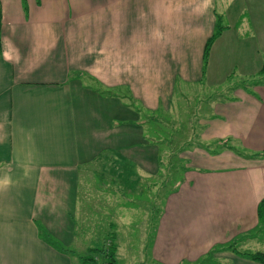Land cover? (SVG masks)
Here are the masks:
<instances>
[{
    "label": "crops",
    "instance_id": "1",
    "mask_svg": "<svg viewBox=\"0 0 264 264\" xmlns=\"http://www.w3.org/2000/svg\"><path fill=\"white\" fill-rule=\"evenodd\" d=\"M0 1V264H75L73 246L87 248L78 235L84 189L108 182L119 198L105 168L119 176L150 154L141 112L172 102L178 80H201L229 41L225 23L204 71L226 6L220 14L218 0ZM241 5L237 42L264 52V0ZM211 104L203 141L185 152L184 178L152 223V254L159 264H264L244 255L264 244V157L251 158L264 154V82Z\"/></svg>",
    "mask_w": 264,
    "mask_h": 264
},
{
    "label": "rangeland",
    "instance_id": "2",
    "mask_svg": "<svg viewBox=\"0 0 264 264\" xmlns=\"http://www.w3.org/2000/svg\"><path fill=\"white\" fill-rule=\"evenodd\" d=\"M226 1L218 0V12L227 14V18L221 16L223 25L230 24L232 29L224 36L229 41H222L215 47L208 62L209 69L201 80L184 83L178 80L172 102L156 111L141 112L139 121L144 128L143 139H148L146 145L151 155L137 158L136 164L130 162L129 168L122 167L119 176L110 173V166L105 168L104 177L121 184L119 198L110 193L108 182H105V190L84 189L83 195L88 194V198L82 199L85 215L79 223L78 235L87 243L88 249L82 245L73 246L75 264H84L81 257L88 254L97 256L98 264H108L107 258L90 252V247H101L107 236L108 247L112 237L114 240L116 236L117 264H159L152 254L155 230L151 226L161 205L178 190L184 178L186 164L190 162L182 158L185 152L201 145L198 142L202 140L199 138L201 119L209 116L213 100L232 97L239 86L250 88L256 81L264 82V52H252L257 47L237 42L242 38L238 36L240 29L236 31L235 24L240 25L246 20V14L237 13L242 0ZM219 4L226 6L222 13ZM246 49L253 53V62L245 55ZM151 136L153 140L149 139ZM107 163L111 164L110 161ZM258 250L264 251V244Z\"/></svg>",
    "mask_w": 264,
    "mask_h": 264
},
{
    "label": "trees",
    "instance_id": "3",
    "mask_svg": "<svg viewBox=\"0 0 264 264\" xmlns=\"http://www.w3.org/2000/svg\"><path fill=\"white\" fill-rule=\"evenodd\" d=\"M2 3L0 1V43H1V37H2ZM226 26L223 25L222 23V17L218 16V20L216 23V28L212 36L208 39L205 49H204V57H203V62H204V71L207 68L209 57H210V52L213 46V43L215 40L222 34V32L225 30ZM223 145L225 147L233 148L231 144H229L227 141H223ZM205 149H207L209 152L215 153L218 150L212 149L211 146H205ZM259 157H264V154L262 153H254L251 155V158H259ZM259 210V215H260V221L264 225V200L259 204L258 207ZM264 227V226H263ZM91 253L96 252V254L102 255L103 257L108 259V264H116L117 262V247L116 244L114 243V240L112 238L110 242V246L104 245L101 248H91L90 249ZM244 255L248 256L249 258L256 260L258 262L264 263V253L263 252H244ZM97 256H90L89 254L85 256L84 258L81 257V261L84 264H98L97 261Z\"/></svg>",
    "mask_w": 264,
    "mask_h": 264
}]
</instances>
